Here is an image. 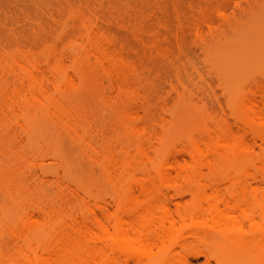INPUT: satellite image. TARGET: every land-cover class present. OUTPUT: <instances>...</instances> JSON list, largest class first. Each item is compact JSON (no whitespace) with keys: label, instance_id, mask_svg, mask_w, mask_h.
<instances>
[{"label":"bare ground","instance_id":"bare-ground-1","mask_svg":"<svg viewBox=\"0 0 264 264\" xmlns=\"http://www.w3.org/2000/svg\"><path fill=\"white\" fill-rule=\"evenodd\" d=\"M197 1L0 0V188L10 198L0 209V264H194L203 256L200 264H264V86L248 88L238 74L246 21L204 19L213 26L207 55L230 66L221 75L240 129L196 102L190 81L169 75L191 30L182 14ZM91 64L104 70L111 93L96 86L125 128L122 149L109 146L101 160L111 201L93 191L62 134L46 136L54 123L91 144L82 121ZM160 110L169 117L156 119ZM37 155L57 162L49 172L60 191L72 185L103 215L79 221L62 191L65 207L34 195L22 167Z\"/></svg>","mask_w":264,"mask_h":264},{"label":"rangeland","instance_id":"rangeland-1","mask_svg":"<svg viewBox=\"0 0 264 264\" xmlns=\"http://www.w3.org/2000/svg\"><path fill=\"white\" fill-rule=\"evenodd\" d=\"M235 15L243 18L244 22L246 21L245 24L247 28L246 34L240 40L238 46V60H241L238 74L241 75V78L243 77L244 79H246V86L248 88L264 86V0H236L229 5L224 4L222 0H198L195 4L188 3L184 9V15L182 14V19L186 23V27H188V29H191L188 33L186 49L184 51L178 50V55H180L181 62L177 67L170 66L169 75L173 79V82L176 84H179L180 81H190V88L193 92L192 94L194 100L201 104L203 103L205 107H207L209 111L213 113V116H216L224 123H231L233 127L238 130L240 128L237 125L238 123L236 122V116L229 99L230 94L226 88L228 84L225 78L221 75L222 70L227 67L230 68V66L227 64H219L214 62L213 59L209 55H207L206 49L204 48L206 40L212 37L213 30V26L209 23H206L204 19H206L208 16H212L213 19L217 22V24L214 26H217L221 23H226L228 17H233ZM196 25L202 28L198 30ZM228 50L229 52H232V47H230L229 49L228 46ZM90 66L92 67L90 68L87 66L88 71H90V73L95 77L94 78L90 75L91 78H94V80L92 79V82L95 81L90 87H92L93 90H96V92L94 91L95 93H92L93 95L90 97L92 88H89L88 86L89 95L88 93H86L88 97H85L86 95H84L83 97L85 99L83 100V102L81 100L80 101L84 104L82 110L84 108V111L86 110V112H84V118L81 119L85 125V128H87L86 126H88L89 131L87 130L88 133L86 135L88 136L86 137H88V140L91 142V144H89L87 140V143H83L84 141L78 142L77 140L72 138V135L68 134L65 129L62 131L60 129L61 127L58 128L54 123H50L48 131L49 134H46V136L49 135L50 137H47L49 139L51 137L57 138L58 136L56 135L59 134L61 138L62 134L61 140H63L64 145L69 150L71 154L70 155L67 150L69 156H72L73 159H75L74 161H78L77 163H82L84 175L87 179H89L90 182L92 181L90 184L94 185V187L92 186L94 189L93 191L98 194L100 193L103 198H107L106 201H111L110 199L111 194L114 191V185L110 180L109 174L104 170L101 164V160L104 158V155L107 154L109 146L118 144L117 147L120 150L122 149V146L118 142H121L125 137L122 136L121 139H119L121 135L125 134V128L120 126L118 119L105 107V98L102 97L106 96H103L106 92V94L108 95L111 92L109 89L110 87L107 86V84L109 85V81L106 74L103 72L104 70H102V68L100 67H93L92 64ZM179 69L180 72L178 71ZM157 76L158 72L152 73L150 84H152V82L157 79ZM96 78H98L99 80H95ZM98 81H100L99 83H101V85L106 87L104 88L102 86L103 92L100 87H97L100 86ZM93 86L97 88H94ZM104 89L106 90V92L104 91ZM168 90L171 91L170 85L168 86ZM101 92L103 94L102 97ZM1 100L0 103L3 102H1ZM83 104L81 105L80 103L81 107L83 106ZM161 105H163V100L158 99V106L160 107ZM1 107L2 104L0 105V108ZM164 117H169L168 113L165 110H160L155 113L156 119L162 120ZM85 118L86 120H84ZM18 126L17 127L21 129L20 125ZM17 127H15V132L18 129ZM18 131L17 133H15L18 137H16V139L20 138L19 140H22L23 142L17 141L16 139L15 141L20 147L21 145L19 143H25L26 139L25 136H23V134L21 133V130L19 132ZM242 133H246V131L242 130ZM18 134L20 135V137L18 136ZM247 134L250 133L248 132ZM40 142L41 145H43V141L41 140ZM85 144H89V146L93 145L94 147H96L99 153L92 150V146L91 148L89 146L86 147ZM37 156L39 159L34 162L36 163V165L30 166V168H28L29 166L27 167L25 165L26 169L24 168V166L22 167L23 170H25V172L23 171V173H25L23 174V176L28 179H25V181L27 180L28 182H26V184H28L30 187H34L32 190L35 189L33 191L35 192L34 195L40 194L41 198L46 195V197H44L45 200H47L49 204L53 203V205L50 204L51 206L57 205L56 207L62 205L63 202L64 206H62L65 207V201L67 200L69 202L67 203V205L69 206L66 205V211L71 214L73 213V217L76 216L75 218H78L79 221H82V216L87 214L90 215V217H93L94 214L101 216V214L103 213L101 209L94 208L95 200L89 198L82 191H79L77 189L74 190L75 188L68 183L62 184V186L66 184L64 186L65 192L64 190H61L63 192L62 194L64 198L61 196L62 198L60 199L65 200L62 202L59 199L60 190L58 189V186H56V181H58V177L56 176L57 174L54 175L55 173L53 174L49 172L51 168H54L56 165H58L56 164L57 162H55L54 159L50 156ZM7 159L3 158V161L5 160L4 162H7ZM55 169L56 168H54L53 170ZM65 193H67L66 196L64 195ZM68 197L71 201L65 199ZM3 204L10 206V198H8V196L5 194V191L0 188V209L1 207H3ZM84 204L85 206L88 205L87 210L89 212H87L85 206H83ZM90 205L92 206L91 208ZM69 207L71 209H69ZM12 208V211L14 209L16 210L15 207ZM28 208L29 207H27V209ZM80 208L83 209V212ZM32 210L33 209L31 208L30 211L33 212ZM90 211L93 212V214L90 213ZM36 215H39V213L36 212ZM191 261L194 264H200L205 261V257L203 256L199 258H191Z\"/></svg>","mask_w":264,"mask_h":264}]
</instances>
